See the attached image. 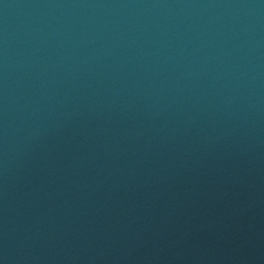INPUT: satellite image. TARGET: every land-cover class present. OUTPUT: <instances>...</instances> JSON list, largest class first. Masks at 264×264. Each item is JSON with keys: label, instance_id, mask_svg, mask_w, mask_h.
<instances>
[{"label": "water", "instance_id": "1", "mask_svg": "<svg viewBox=\"0 0 264 264\" xmlns=\"http://www.w3.org/2000/svg\"><path fill=\"white\" fill-rule=\"evenodd\" d=\"M0 264H264V0H0Z\"/></svg>", "mask_w": 264, "mask_h": 264}]
</instances>
